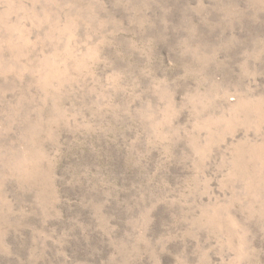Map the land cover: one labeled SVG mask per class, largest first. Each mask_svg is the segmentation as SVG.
Returning a JSON list of instances; mask_svg holds the SVG:
<instances>
[{"label": "rangeland", "instance_id": "rangeland-1", "mask_svg": "<svg viewBox=\"0 0 264 264\" xmlns=\"http://www.w3.org/2000/svg\"><path fill=\"white\" fill-rule=\"evenodd\" d=\"M0 264H264V0H0Z\"/></svg>", "mask_w": 264, "mask_h": 264}]
</instances>
